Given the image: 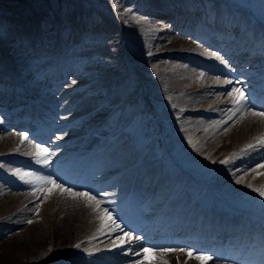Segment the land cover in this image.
Masks as SVG:
<instances>
[{
	"label": "rangeland",
	"instance_id": "1",
	"mask_svg": "<svg viewBox=\"0 0 264 264\" xmlns=\"http://www.w3.org/2000/svg\"><path fill=\"white\" fill-rule=\"evenodd\" d=\"M120 1L121 0H80V2L83 3V5L85 6L84 12L86 13L90 12L91 14L93 13L99 16V14H97V11L103 12L105 8L110 9L111 13L108 14V17L113 16L114 18V22L111 23L110 27L114 28L115 34L110 35L109 40H105L103 42H98L97 40L96 42H93V44L98 45V49L95 51L96 57L89 58L88 55H85L83 56L81 61L77 60L76 63H78L77 66L78 69L72 70L73 76H71V78H68V80L66 81V84L68 85L67 87L74 89L75 85L83 86L85 82L88 81L90 82L94 77H96L97 74L96 70L103 72V74L109 73L116 76V78L120 81V84L123 86L122 88L119 89L118 85H116L112 80L110 82V85L105 82L104 84H100V85L98 84L93 89H88L89 97L92 98V96L94 97L96 96L97 98L101 97L100 99L105 100L110 96L114 97L113 93L111 95L110 90L111 91L112 89L119 90L118 92L115 93V97H116L117 95L124 93L127 86H131L130 91L128 92L126 97L127 98L126 103L129 101V103H127L126 106H131L133 110L131 111L133 116L132 123L138 117V116L134 117V115H140L141 118L143 119L138 125V128L136 129L137 131L136 136L138 137V146L142 147L141 154L147 157L146 159L150 160L151 158L152 160L155 158L158 162H163L165 163V165H168L170 169L172 167H176L177 169L183 168L184 170H186V172L192 171V174H194L197 177L200 176V174L198 173L199 171H201L204 168L207 169L210 168L211 169L210 179L217 181L219 180V176L222 174L224 168H227L232 173V170L234 169V166L237 161L236 158H234L233 162L225 165L221 163V161H223L222 159L225 160L228 157L227 154L225 155L226 157L222 153L218 156L212 157L214 153L213 151H211L210 147L208 149L202 150L201 152L199 151L201 145H204L203 141L207 140L208 138L207 136L210 134L211 127L220 124V121L224 119V118H220L223 114L216 115L215 118L212 117V119H210L209 122L207 123L199 122L201 124H204L201 126L200 124L198 125L197 123L195 124V123H191L190 121H186L183 118L181 119L179 113L170 110L171 103L169 102L172 101L175 103V99L177 98H179L178 101H181V103L183 104V108L188 109L189 105H187L186 103L187 99L184 100L181 95L183 93L185 94V92L188 91L187 89H190V87L193 89V88H197L198 86H201V83H199L197 84V86L194 87L188 85L187 88H185L184 90H181V88L179 87L177 89L176 87L174 89L171 87L173 90L168 89L169 91H166L167 86L172 85L174 82L177 83V85H180L179 82L181 83L183 80L182 77L178 76L180 72H177L178 69L175 70V68H179L180 66L181 68L185 67L184 63L181 64L180 62H178V60H176L175 62L174 57H176L177 55L180 56L181 54V58L184 60V58L186 57V52L190 53L193 51L190 45H186V44H191L194 46V48H196L197 46L194 45L195 44L194 42L192 44L190 39H186V38L185 40L183 39V41L181 40L180 42L188 41V43L180 46L178 44L180 42H175L179 40L175 39L171 41L169 37H167L168 35L165 36V33L163 38L161 33L164 32L163 31L164 22L162 23V21L157 20L158 22L156 21L155 22L157 23L158 26L146 25L144 21L142 22L143 17H141L135 11L128 13L127 8L123 9L122 6H120L121 5ZM148 1L149 0H136L138 5H142ZM234 2L238 3V5L241 7L243 6V4L245 5L246 1L242 3L240 0H228L224 2L222 1L221 5L228 6L229 8H233ZM68 3L71 4L72 1L0 0V13L1 12L3 13V17H7L6 18L7 20H4L0 16V43L2 46L1 49L4 50V53L9 58H12V60H14L13 61L14 64L16 65L25 64L26 59H22L21 58L22 55L18 54L19 50L17 49V47L19 44L18 42L19 40L13 43L15 39H12L10 37V34H7L8 29L5 26H7L8 24L14 26L13 21L19 22V20H20V24H22V22L26 20L25 16H27L28 19L30 17L37 18L36 16H38L39 20L37 22H35L34 19V23L36 24H33V28L37 30V27L38 26L40 27L42 21L46 22V19L49 18L52 20V24L56 27V30H59L64 27L63 24L59 25L60 13L64 12L65 15H63V18H65L66 15L73 13L75 11V8ZM182 3L183 2H180V7L183 18L181 17L180 20L181 23L179 24V26L180 27L186 26L184 27V29H187L191 32L192 30L191 26L193 27L194 25V28L196 27L195 24L196 20L194 19V15H192V13L189 10H187L184 7V5H182ZM111 5H113V9ZM60 7H62V10L59 11ZM12 13H14L15 16H17V18L14 17L16 20L13 17H11ZM42 14H44L45 16L40 19ZM190 15L193 17L190 18ZM9 18H12V20ZM190 20L194 24H190ZM120 25H122V32L118 30V26ZM174 26L178 27L175 23L173 24V27ZM124 32L127 33L128 36H127V40L123 39L122 42L121 38ZM22 35L24 34H21V36ZM30 36L31 34L26 35L25 36L26 40H30L29 38ZM33 36L34 38L39 39L40 41L43 39L35 35L34 30H33ZM176 37L180 38L179 35ZM50 40L51 38H49L47 41ZM155 45L159 46L156 47L157 50H159V52L165 53L170 51L172 52V54L168 52V54H166L163 58L159 57L158 59H156L154 63L150 60L144 62L146 55L145 53H148V51H150ZM196 52L193 51L192 53H196ZM118 63L122 67V69L119 67ZM124 63L128 64L129 70L123 69V67L125 66ZM30 69L33 70L32 73L28 74V77L25 76V73H22L21 78L23 77L27 81L26 85L28 89H31L33 87L37 88V82L39 83L40 80L37 79V74H36L37 72H35L36 69L33 65L31 66V62H30ZM51 71L52 68L50 72ZM44 72L46 71L43 70L42 73ZM160 91L161 93L164 91L163 92L164 94H161ZM84 92L85 90L80 93L84 94ZM157 92L158 94L156 95L155 93ZM195 92H197L196 89ZM17 94L18 93L16 91L12 92L11 102L16 99ZM40 94L41 93H39L38 95ZM43 94L44 97L46 94L45 92H43ZM207 94H206V99L210 98V94L208 95ZM190 96L193 97V95ZM4 97L8 99L7 95H4ZM69 98L70 97H68V99ZM202 98H203L202 94L200 92H197L196 100L194 97L193 99L199 103L197 105H194L195 108L193 110H196V107H198L199 104L203 103ZM86 99L88 98H85V100ZM230 99H232V97H230L229 100ZM61 101L64 100L62 99ZM112 101L110 98L109 102H111L112 104L111 103L107 104L106 102H102L101 107L105 109L99 111L100 113L99 119L98 116H96L95 121L96 119H98V121L101 120L103 121L104 119L107 118V115L110 111L112 112L121 111V108H123L121 106L122 100L116 101L115 98H112ZM164 103L166 104L169 103V105L168 107L163 109L162 106H164ZM210 103H214V101L211 98L208 100V104ZM91 105L93 110L94 108L93 103H91ZM171 107L173 108V110L178 111L179 107H174L173 105H171ZM0 109H1L0 112H5L4 109L2 108ZM24 109L25 108L23 107V110ZM92 114L94 113L92 112ZM90 117L91 116L88 117L89 120L92 119ZM172 117L173 119L176 118L177 121L169 120ZM149 119H153L154 123L150 122ZM129 125L130 124L128 120L127 123L128 129L131 128ZM69 128L73 129L74 126L70 125L68 129ZM70 129L69 131H67L68 133L70 132ZM129 132L131 133V130ZM190 140L191 143H189ZM248 141L250 142V139ZM221 147L222 145H220V148ZM234 148L229 149L230 150L229 152H231ZM137 157L139 156L138 155L135 156L133 153H130L129 156H127V159L123 160L124 166L135 160ZM8 179L10 180V178ZM224 183L227 184L228 182L224 181ZM220 185L223 184L220 183ZM31 192L33 195L38 194V191L36 189L32 190ZM47 193L48 194H44V195L42 194V196L38 197L40 194L39 193L36 199H33V197H31L30 195L28 196L22 195V197L14 196L12 198L11 197L12 193H9L8 190L4 191L3 194H0V211H2V213L5 212L4 211L5 209L7 210L10 209L13 211L16 210L21 211L20 203L21 202L28 203L31 201V203H29L27 206L28 212L31 211V214L25 218L29 219V217H34L32 219H36L38 222H43V223L45 221L47 222L48 218L50 219L52 214V210L50 209L51 205L48 204H51L50 198L53 197V192H50V190H48ZM240 198L243 202L247 204L246 206L255 207L259 204V202H257L258 196L255 193L251 195L250 198L246 194L241 195ZM7 201L9 202L7 203ZM36 205H39L38 209ZM257 207L260 210H264V206L261 207L257 206ZM37 211L39 213L38 215L36 214ZM89 221H90L89 227H87V229L84 230L85 233L82 231L81 242L82 244L85 243L86 241L91 242L92 243L91 247H94L97 241L94 236H91V234H95L96 232L93 231L94 229L93 227L90 228L91 223L94 220L90 219ZM46 222L45 225L50 224V223L46 224ZM45 229H46L45 235H42L40 238H38V240H36L35 245L36 244L39 245L38 249H40V251L37 250L38 251L37 253L33 249L34 247L33 244H30L29 241L19 242L17 238H14L13 236L14 232L11 237L7 239L3 238L4 241L0 240V264H75L76 262H73V260H71L70 257L73 254L74 250L76 251L80 250L81 247L76 248L74 246L77 244H75L70 249L69 254L67 253L62 254L68 249L67 247H63L60 249L54 247L53 242L55 238V233H54L55 230L53 224L51 223L49 227L45 226ZM114 236L115 235H112V237L110 238L108 237V238L112 239ZM102 240H105V238H102ZM99 247L100 246H98L97 248ZM49 249H51L52 251H49ZM39 253H42L44 256H42V261L36 262L35 259L39 255ZM64 256H67V258L64 262H62Z\"/></svg>",
	"mask_w": 264,
	"mask_h": 264
},
{
	"label": "bare ground",
	"instance_id": "2",
	"mask_svg": "<svg viewBox=\"0 0 264 264\" xmlns=\"http://www.w3.org/2000/svg\"><path fill=\"white\" fill-rule=\"evenodd\" d=\"M170 2H171L170 4L173 5V8L170 7L171 10L166 12V14H164V16H166V20L173 21L181 30L184 31L185 30L184 27H186V26H182V27L179 26V24L181 23L180 20L182 17L179 0H173V1L171 0ZM192 17L193 16L190 15V18H192ZM190 24H192L191 20H190ZM191 28H192L191 32L196 31L194 28V25H193V27L191 26ZM31 36H33V32L31 33ZM214 36H216V34ZM189 45L194 51H198V53H200L201 55H204V57H205L206 52L204 50H201V48L195 49L191 44H189ZM178 52H180V51H178ZM192 52H190V53H192ZM198 53H196L194 56L196 57V55ZM175 65H174V67H175ZM183 68H185V67H183ZM194 74L195 73H193L191 70L180 71L178 76L183 78L182 82L181 83L179 82L180 85H177V83L174 82L172 85H170V87H172L173 89L175 87H176V89L179 87L182 90L184 88H187V86L190 84V82H189V80H187V81H185V80L188 77L189 78L195 77ZM197 77H198V75H197ZM108 78L109 77L106 74H101L99 76V78L95 79L94 82H96L99 85L104 84L105 82L108 83ZM68 92L70 94H72L71 91L65 90V91L61 92L60 94L56 93L57 94V95H55L56 97L52 96V94L49 95L47 92H45L46 95L44 97H43V95H44L43 93L40 94L42 96H40V95H38V96L43 101L47 100V99H55L54 101L58 100V102L54 104L53 108L56 109L55 114H56V117H58V119L60 120L59 121L60 124H65V122L69 123L71 121V122H74L77 124L79 123L78 126H80L81 128H86V126H88L89 124H93L92 121H95V118L97 115L95 116L94 114H92L91 111L95 110L96 107L98 106L97 101L93 102L94 108L92 110V105L88 100L89 98L86 100H83V101L79 100L76 103V106H75L76 109H75L74 113L76 112L77 113L76 115L80 114V116H82V117H78V118H76V120H73V119H70V117H69L70 115H67L66 110L70 109L71 105H73L75 103V100H77L78 97L81 98L83 96V94H81L79 91V93L74 94L72 97H70L68 100H66V102L61 101L62 99L64 100V96ZM20 99H21L20 96L17 94L16 99L11 102V100L9 98L7 99L4 97V95H0V102H1L0 105L2 106L3 104H8V106L10 107V109L13 113V110L15 109V105L18 101L20 102ZM200 100H202V99H200ZM16 108L22 109V107H18V105L16 106ZM99 108H101V107L99 106L98 109ZM30 109H31V106L29 107V105H28V107L23 110V111H25L23 113V119L24 120L21 119L22 116L19 117L18 115L13 113L7 117V120H6L7 124H4V126L0 125V150H1L0 152H4L5 149L11 150L15 146V144L17 143L16 141L19 139L21 140V143H23V141L20 137V134H16L15 132H13L12 128H14L15 126L24 127L25 124L31 123L30 122L31 120H29V116L31 115V113H29L31 111ZM7 113H9V111H7ZM26 113H27V115H26ZM237 113H238V116H237ZM39 114L40 113L36 114V117L41 119V115H39ZM235 115H236V117H234L231 120L232 122L229 125L223 124V126L216 128L217 131L214 130L213 133L210 135L211 138H210L209 143H212V144L211 145L208 144V146L206 145V148H209V147L211 148V151H213V153H214V155H212V157L218 156L221 153L224 154V156L226 154L230 155L231 152H229L230 151L229 149L234 148V147H235L234 149H236L237 152H241V150L244 149V144L248 143V140L251 139V137H254V136L257 137L260 135L258 133H261V131H262V127L264 124V117H262V116L259 117L258 115H252V111H245L244 109H242V111H240V112L237 111L235 113ZM89 116H91L90 118H92V119L89 120V118H88ZM9 119H10V121H9ZM33 127H34V125H33ZM221 143H224V144H221ZM220 145H222L221 148H220ZM211 154H212V152H211ZM222 160H224V159H222ZM263 169H264V167H260L259 171H263ZM249 174L250 173L247 172V170H245L241 179L242 180H246V178L249 179L251 177ZM235 178H236L235 179V183H236V180L238 178L237 177H235ZM242 183H244L243 184L244 186H247V184H248L247 182H244V181L243 182L240 181V183H237V184L241 185ZM122 186L123 185L121 183L117 184L115 187H113L114 189H112L111 192L115 193V194L118 193L122 189ZM18 187H20L22 190L25 188L24 184H22L21 182H20V185H18ZM11 188H12V190H15V187H11ZM55 189H58V188H55ZM76 192H87L90 195H93L89 190H87V191H85V190L76 191ZM96 199H99L101 201L99 211L95 210L94 207H91L90 206L91 202L86 201L83 197L73 198V197H70L67 193L62 194L61 192H59L57 197L52 199V204L50 206L51 207L50 209H52L51 218L50 219L48 218L47 222L46 221L45 222H46V224L47 223L53 224V227L55 230V232H54L55 238H54V242H53L54 247H56L57 249L67 247V249H69L71 247V244H74L80 240L79 237L81 236L82 231L85 232L84 230L87 229V227H89V223H90L89 220L92 217L95 220H97V218L104 217L103 210L107 209L109 211L110 209L107 207V204L105 202L106 200L102 196H100L99 198H96ZM50 200H51V198H50ZM8 202L9 201H7V203ZM48 205H50V204H48ZM50 212H51V210H50ZM31 220L33 221V223H31V224L27 223L25 226L24 225L21 226L18 231L14 232L13 236H14V238H17L19 242L29 241L30 244H33V246H34L33 249L37 253L38 252L37 250L40 251V249H38L39 245H37V244L35 245L36 240H38V238H40L42 235H45V230H46L45 226L49 227L50 224L45 225V222L44 223L38 222L35 219H31ZM209 223L220 224L219 222H217L215 220L209 221ZM187 236L193 237V234L190 233ZM42 256H44V255L42 253H39V255L36 257L35 261L36 262L42 261ZM148 257H149L148 253H144V252L141 253V259L142 260H144ZM165 262H166V264H185L184 262L180 261V259H175L174 261L165 260L162 264H165ZM186 264H188V263L186 262ZM194 264H197V263H194Z\"/></svg>",
	"mask_w": 264,
	"mask_h": 264
},
{
	"label": "snow or ice",
	"instance_id": "3",
	"mask_svg": "<svg viewBox=\"0 0 264 264\" xmlns=\"http://www.w3.org/2000/svg\"><path fill=\"white\" fill-rule=\"evenodd\" d=\"M128 11H131V9H128ZM211 55L213 57H215V59L219 60L221 63H226V61H224L219 55H217V53L213 52L211 53ZM185 67H187L185 65ZM201 77H203L205 74L202 72L200 73ZM225 83L227 84H232L233 82L231 80L225 81ZM237 83H239V81H237ZM248 91L246 89H241L238 87H233L231 88V90L229 92L226 93V95L232 97V101H233V105H234V109L235 111H239L240 105H244L245 106V111L250 110L252 107H254L253 103H250L246 97H245V92ZM248 95L251 96L252 93L249 91ZM233 114H235V112H233ZM252 115H259L264 117V112H252ZM231 118V117H229ZM22 140H27L28 137L26 134H22L21 136ZM189 143H191V140L189 141ZM258 146L260 148H264V138H258ZM34 147L37 150V157L35 159V163L36 164H43V166L45 168L49 167L48 164V149L47 148H43L41 147L39 144L34 145ZM257 145H252L249 144L246 146L245 149H242L241 152L247 154V152L249 150L251 151H255L256 150ZM43 153L44 154V158L42 159L40 154ZM234 158H238L237 154L233 153L232 157L230 158H226L225 160L221 161V163L227 165L231 162L234 161ZM0 167H3V165H0ZM259 167H264V165H259ZM253 171H255V169H253ZM12 175L16 176L21 182H23L26 185H31L33 186L34 189H36L37 191H42L45 194H47V190L49 188V186L56 184L58 190L63 194V193H67L70 197L76 198V197H83L86 201H90L91 207H94L95 210L99 211L100 210V205H101V201L99 199H96L95 196L90 195L87 192H76L73 191L70 187H64L62 184H57V181L55 179L52 178L51 174L48 175H43L40 173H35V172H23L20 169H15L12 171ZM38 182V184L34 183ZM236 183H240V180L237 179ZM247 187L251 188V190L253 192L258 193L259 197L264 198V188L262 189H256V188H252L251 185H247ZM262 203H264V200H262ZM37 209L39 208V205H36ZM37 215L39 214L38 211L36 213ZM103 214L104 216H108L109 219H111L110 217V213L107 209L103 210ZM29 224L33 223V221L31 219H29L27 221ZM113 224H115V221H112ZM117 228H119V225H117ZM120 231L123 232V229H120ZM124 235L129 237V241L131 242V234L128 232H124ZM136 241L139 242L140 241V236H136L135 237ZM74 247L79 248L80 245L77 244ZM141 247H143V245L141 244ZM164 251H181V252H185L186 249L181 247L179 249H174V248H166L163 249ZM49 251H52L51 249H49ZM144 253H147L150 251V248H143ZM135 254H139V249L135 250ZM186 254L189 258H193V251L192 250H187ZM88 255H91V253H88ZM195 259H197L198 261L201 262V264H208L209 261H212L213 264H216V257L214 255L211 254H207V253H198L194 256ZM166 264V262H165ZM186 264V262H185Z\"/></svg>",
	"mask_w": 264,
	"mask_h": 264
}]
</instances>
